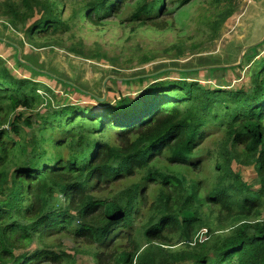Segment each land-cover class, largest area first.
Listing matches in <instances>:
<instances>
[{
	"label": "trees",
	"instance_id": "16d2710c",
	"mask_svg": "<svg viewBox=\"0 0 264 264\" xmlns=\"http://www.w3.org/2000/svg\"><path fill=\"white\" fill-rule=\"evenodd\" d=\"M241 2L18 0L0 2V18L30 45L115 64L102 33L117 28L128 41L148 31L179 33L174 13L180 17L199 3L194 22L216 38ZM82 32L96 38L93 48ZM177 40L167 56L190 50L186 38ZM5 41L18 67L41 76L40 68L18 59L23 44ZM263 52L264 42L244 56L249 81L236 92L224 89L228 69L212 66L179 71L174 81L161 80L173 71L156 65L139 73L145 77L138 80L149 82L136 97L117 94L103 102L101 93L55 79L99 110L67 103L49 105L44 115L37 111L40 84L13 75L0 57V264H76L63 251L65 239L88 248L79 252L94 264H264ZM134 58L140 66L155 60ZM206 72L216 82L212 88L187 81ZM216 134L220 140L206 153L216 174L202 179L209 162L203 148ZM232 160L254 169L255 190L232 171ZM204 230L206 240L197 241Z\"/></svg>",
	"mask_w": 264,
	"mask_h": 264
},
{
	"label": "rangeland",
	"instance_id": "374dc122",
	"mask_svg": "<svg viewBox=\"0 0 264 264\" xmlns=\"http://www.w3.org/2000/svg\"><path fill=\"white\" fill-rule=\"evenodd\" d=\"M3 1L18 0H0V2ZM199 5V3H193L188 6L187 9L183 10L184 13L180 17H177L176 12L174 13L177 23L176 31L179 33L170 31L160 35L148 31L130 41H128L130 37L127 35L121 36L122 32L117 28H113L110 33H102L101 44L104 46V51H107L108 57L115 58V64L110 63L111 61L86 59L70 53L65 48H38L30 45L26 42L23 34L15 32L7 25L4 21L5 19L0 18V39L14 45L23 44L22 46L20 45L22 49L17 52V57L19 59L25 57L30 64L40 68L43 73L41 76H33L25 67H18L15 63V52L9 47L2 46L1 43L0 57L5 60L13 75L25 79L32 78L40 84L38 94L42 97V104L37 108V111L42 115L49 109V105L55 109L67 103L77 104L81 107L90 106L94 110H99L96 101L74 93L72 89L69 90L67 87L56 83L55 79L66 81L75 87L82 88V90L85 89L86 92L88 91L92 95L101 93L100 102H103L107 97L112 100L117 94H134V97H136L137 93L142 91L149 82V80L144 82L138 80L139 78L142 80L145 77L144 75H139V73L144 69L150 71L156 65H163L166 67L165 69L173 71L168 78L161 80L169 79L174 81L178 80L179 76L177 73L179 71L189 72L191 69L206 71L205 69H208L209 66L225 67L228 69L222 75L224 76V81H226L225 90L236 92L241 87L247 88L250 65L243 64V60L244 56L251 53L253 48L264 42V0H242L238 11L221 25L216 38H214L215 33L211 32V30L194 22L197 11L200 9ZM86 32H82L80 35L85 38L87 47L93 48L96 38H92ZM177 37L186 38L187 43L184 46L188 47L190 44L191 48L180 57H169L166 49L169 45L177 43ZM111 46H114V49ZM136 46H140L141 49L134 50ZM88 48L85 51H89ZM143 54L154 56L155 60L148 65L140 66L137 58L134 57L135 55ZM261 55H264V52ZM240 58L242 60L239 64ZM122 67L125 68L120 69ZM110 78L120 79L122 84L111 86L108 83ZM131 80L135 84L130 83ZM187 81H198L199 85L205 89L214 87L213 85L216 83L211 77V73L207 72L200 75L187 76ZM48 88L51 89V92H47ZM107 88H112L113 94L116 95L106 94ZM23 113L25 115L30 114ZM218 140H220V137L216 134L210 141L205 142L203 148L205 155L213 151V142ZM208 157L209 162L205 161L201 167L200 177L202 179L205 176L211 179L213 174H216L214 160L210 156H207V159ZM230 167L233 172L240 173L243 180L253 190L258 187L257 185L255 186L256 174L252 167H244L235 160L231 161ZM262 217L264 218V214ZM205 240L204 235L197 239L199 242H204ZM63 244V251L70 255H75L76 264H94L90 256L79 252L86 251L88 248L76 246L69 239H65ZM76 249H78V254L75 251Z\"/></svg>",
	"mask_w": 264,
	"mask_h": 264
},
{
	"label": "built area",
	"instance_id": "2783aa9c",
	"mask_svg": "<svg viewBox=\"0 0 264 264\" xmlns=\"http://www.w3.org/2000/svg\"><path fill=\"white\" fill-rule=\"evenodd\" d=\"M205 234H206V231L204 230V231L201 232V234H200L199 237H197V238L200 239V237H201L202 235H205Z\"/></svg>",
	"mask_w": 264,
	"mask_h": 264
},
{
	"label": "water",
	"instance_id": "95a60500",
	"mask_svg": "<svg viewBox=\"0 0 264 264\" xmlns=\"http://www.w3.org/2000/svg\"><path fill=\"white\" fill-rule=\"evenodd\" d=\"M263 41H264V39H263ZM261 42H262V41H261ZM259 44H260V43H259ZM241 58H242V56H241ZM241 58H240V60H239V64L241 63V60H242ZM18 59H19V57H18Z\"/></svg>",
	"mask_w": 264,
	"mask_h": 264
}]
</instances>
